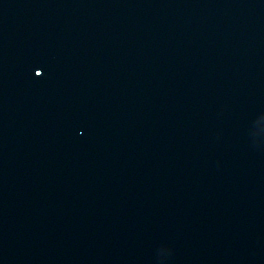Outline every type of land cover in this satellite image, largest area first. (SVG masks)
I'll return each mask as SVG.
<instances>
[{"label":"water","instance_id":"95a60500","mask_svg":"<svg viewBox=\"0 0 264 264\" xmlns=\"http://www.w3.org/2000/svg\"><path fill=\"white\" fill-rule=\"evenodd\" d=\"M0 264H264V0H0Z\"/></svg>","mask_w":264,"mask_h":264},{"label":"snow or ice","instance_id":"6c2138e0","mask_svg":"<svg viewBox=\"0 0 264 264\" xmlns=\"http://www.w3.org/2000/svg\"><path fill=\"white\" fill-rule=\"evenodd\" d=\"M37 70H39V74L38 75H44V73H45V69L43 68V67H37L36 68V73H37Z\"/></svg>","mask_w":264,"mask_h":264}]
</instances>
